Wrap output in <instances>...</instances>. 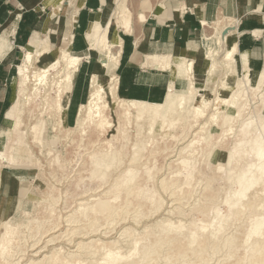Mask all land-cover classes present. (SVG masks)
<instances>
[{
    "label": "bare ground",
    "instance_id": "6f19581e",
    "mask_svg": "<svg viewBox=\"0 0 264 264\" xmlns=\"http://www.w3.org/2000/svg\"><path fill=\"white\" fill-rule=\"evenodd\" d=\"M65 1L67 0H30L28 3V5L36 8L40 5L42 7L53 8L51 13H47L42 18L44 20L46 36L41 38L38 33H34L30 42L23 46L24 54L21 63L17 66L16 76L21 86L25 87L32 80L33 68L35 66L38 68L39 71L33 80L28 99L29 103L31 101L34 102L35 109L41 106L43 110L39 114L41 121H38V123L40 124L36 123L28 131L23 130L21 128L23 112L20 107V96L17 93L14 95L12 107L8 110L4 123L0 125V169L2 170V167L9 165L16 166L17 169L38 167L40 170H43L44 164L41 160V157H43L50 167L55 170L54 176L57 181H60L66 174V172L59 173L58 170L66 171L69 167H72L74 171L72 179L79 178L78 186L76 187L77 183L73 185L75 190L72 196V198L80 197L78 198L79 201L74 198L71 199L70 207L73 204H76V207L66 214L64 220L67 222L68 227L66 230L68 241L73 243L76 241V238L79 239L77 243L78 248L74 252L63 253V247H60V245L58 247L55 246L51 253H48L49 255L45 254L39 260H31L30 264H128L135 259L134 256L130 259L127 256H131L134 252L133 250L137 249L138 246L135 243H138L139 239H145L143 242H140L144 249H147L155 240L152 236L149 240L148 237L150 235L146 237L138 236L133 239L131 243L132 247L126 249L122 244L123 242L120 243L119 240L109 239L111 234L116 230V224L119 223L115 221H117V217L123 206L122 202L118 199L119 192H116L120 184L119 178L118 182L113 183L109 188L102 201L92 198V196L96 197L95 192L108 180L106 179V172L115 167L114 163L118 161L115 147L111 142L112 137L116 134L109 136L110 138L106 142L110 147H106L105 149L104 147L102 148L104 143L102 137L108 134L111 128L115 127L118 133L123 134L124 144L127 142L128 136L124 127H129V123H123L124 127L120 128L119 124L121 122L119 120L122 116L129 121L132 116L136 117L139 127L138 139H142V141L145 140V135L155 132L156 129H158L159 135L166 136L173 128L179 127L183 122H187L190 127L195 126L200 118L208 116L207 111L215 105L213 109H217V111L221 107L228 108L230 106V108L222 114H219L220 111L213 112L209 117L210 122L207 120L202 125L199 123L200 131L194 133L191 145L197 139L203 142V144H209L215 134H221L222 131L231 133L234 128L228 126L233 123L231 121L232 117L235 113L243 111L244 109L242 108L244 107L247 110V102L241 99L243 95L240 91L238 92V89H231L230 82H224L222 90L219 91L213 104H211L208 97V86L218 71L217 57L219 53L223 55L228 67L231 68L233 66L234 58L239 53L236 42L238 38L236 39L234 36V30L239 20L232 17L220 16L213 22L202 21L205 29H211V32L205 33L203 37V40L208 44L205 66L201 72L196 73L193 64L198 48L196 46L185 49L182 56V66L184 76L188 81L186 89L173 91V86H171L162 102L147 103L127 99L131 103L124 107V105L120 106L122 101L117 102L116 89H118V76L116 71L122 55V36L119 32L130 33L134 25V14L129 4L130 0H102L103 9H101L100 13L94 14L89 21L85 32L88 48L82 52L71 50L70 44L74 37V31L72 33L70 30L72 24L76 22V15L83 5V0H68L72 7V11L69 12L67 17L66 27H68V33H63L65 30L60 27L59 23V10ZM186 9L187 6L183 3L182 12ZM139 15L141 19L145 17L143 12L139 13ZM14 31L15 29L13 28L12 32L14 33ZM54 32L57 34L58 44L62 46L59 52L54 51L51 46L50 33ZM1 38L5 43L0 45V58L2 59L9 56L12 47L5 35H1ZM64 44L65 47H63ZM89 58H95L97 63L91 76L88 98L79 107L75 125H70L67 122L66 116L75 87V81L82 61ZM36 63L39 65H36ZM240 63L244 69L250 70L247 52L241 53ZM230 68L229 70H231ZM230 73L232 74L233 71ZM259 77H261L259 81L263 83L264 71L259 73ZM252 88L254 93L257 91H261V93L258 96L259 101L254 106H249L247 113H250V115L243 120L242 140H234L236 142L234 143V147L238 149V152L234 154V151L231 150L227 163L224 162V159L228 156V150L221 152L224 168H228L227 164L232 165L234 163L233 158L244 160V165L240 170L241 173L238 179L242 181L240 184L242 183L246 188L243 192V199L240 200L241 207H237L239 209L244 207L246 213L244 214L242 210L241 214L238 215L239 219H243L244 221L229 243L228 264H264V89L261 90L257 81H254ZM240 94L241 96H239ZM190 113L194 114L193 119L190 118ZM255 114H257V117ZM116 115L118 116L117 118L114 117ZM221 115L222 119L219 118ZM33 117L34 114L31 115L32 119ZM53 119L61 122L59 126H51V132L53 130L58 132L59 137L57 139L67 145L68 156L64 159H59L53 153L51 141H45V137H43L45 122H50V120L53 122ZM187 135L188 133L183 138ZM52 138L55 140L56 136L53 135ZM102 140V145H100V141ZM32 146L37 147V154L32 149ZM91 148L94 149L90 151ZM172 151L173 149L170 152ZM184 153V149L179 151L180 156ZM196 153L197 149H192L191 155H195ZM79 160L81 162L78 165ZM176 161L179 163L176 164ZM176 161L173 160L170 163L171 168L176 167L172 173L185 175L194 169L190 157L188 158L184 155L181 160L178 159ZM258 169H260V172L258 177H256L255 174L258 172ZM240 171H238V174ZM135 176L127 170L125 184L129 185V183H132ZM9 178L10 176L7 175L5 179L4 175L5 183L1 185L2 180L0 176V205L2 196H6L7 205L16 203L17 208L21 206L24 200L35 201L38 196L41 197L39 200L44 202L46 206L50 204L49 208H42L41 216L29 220L25 225L28 236L32 239L31 246H36L37 248L42 235L49 232L52 228L59 227L61 224V217L57 214V210L52 204L58 202V188L46 181L41 182V185L47 186V190L42 187L43 185L32 187L27 183L23 185L24 188L21 190L19 196L15 198L13 196L14 193L9 187ZM168 178L166 177L163 180H167ZM93 182L99 183L97 187L92 186ZM191 185L193 186V184ZM43 189L45 192H43ZM236 190L239 191V188L237 187ZM178 191L180 194H184L185 191H189V188L183 186L182 188L172 190V194H176ZM153 196V210L156 213L161 210L164 201L160 194H154ZM235 197L233 196V203L237 204ZM89 200L94 201L89 203ZM132 200H129L125 207L131 206L129 203L132 204ZM103 211L105 213L101 214ZM145 215L147 214L143 216ZM108 217H112V222L107 225L103 219ZM7 218L8 211L5 209L3 214H0V231H2L0 232V243L2 242L1 238H4L5 242L9 244V252L6 250V253L12 256L13 254L10 251L13 250L15 245H21L20 241L15 238L21 234H25L23 233L24 231L20 230L24 226V223L17 224L13 229L12 224L8 220L7 226L3 228ZM127 219V216L122 218L124 221ZM38 225L42 229L37 231ZM221 228H223V223L216 229L220 231ZM128 230L129 228L126 231L130 233ZM198 231L191 232V239L188 240L193 244L191 248H184L180 252L172 250L167 253L166 258L168 261L170 260V263L176 262L178 259L185 260V258L197 255L200 252L198 249L205 242L203 243L204 238H199ZM59 237L60 235L52 236L47 243L54 242ZM89 237L91 239L86 242L85 239ZM6 253L3 255L4 260L8 258ZM158 257L159 253H156V255L150 254L145 264H156ZM170 263L167 262V264ZM194 263L195 261L190 260L182 264Z\"/></svg>",
    "mask_w": 264,
    "mask_h": 264
},
{
    "label": "rangeland",
    "instance_id": "374dc122",
    "mask_svg": "<svg viewBox=\"0 0 264 264\" xmlns=\"http://www.w3.org/2000/svg\"><path fill=\"white\" fill-rule=\"evenodd\" d=\"M156 1L157 0H130L129 4L134 14L133 23L135 21L141 22V20L145 19V17L143 19H141L140 16L138 17L139 13L143 12L145 16V12L150 13V11L156 9V6L154 4V2ZM260 4V10L264 12V0L260 1ZM37 10L39 17L31 27V33H38L39 37L44 38L46 36V29L44 20L42 18H44L47 13H51L53 11V8L37 7ZM71 11V4L67 0L63 3L59 10V23L61 28H66V18ZM210 32L211 29L202 28L201 30L199 39L200 42L197 45L198 49H202L200 53L201 60H203L204 57L206 60V54L208 51V44L205 40H203V37L205 33L208 34ZM121 33L122 31L119 32L120 35ZM50 37L53 50L59 52L62 46L58 44L57 34L55 32L50 33ZM30 40L31 39L29 37L28 42H30ZM10 45L12 47V50L8 57H10L13 52V44L10 43ZM63 47H65V44L63 45ZM16 49L19 50V54L17 55L18 58H15L12 61L13 70L11 73L12 75H15L12 81V99L14 98V95H16V93L19 94L20 107L23 112V119H21V128L28 131V129L30 130V128L36 123L40 124L38 123V121H41V119L39 118V114H41L43 110L41 106L35 109L34 102L31 101V103H29L28 99L31 86L33 85V80L35 79L39 70L35 66L32 70V80L30 81L29 85L22 87L19 83V80L17 81L16 76L17 66L22 61L24 49L23 47L22 49ZM217 58L219 68L213 78V81L208 86V97L211 104H213L216 96L219 94V91L222 90L224 85L223 83L230 82L232 90L238 89V92H241V94L243 95L241 99L247 102L248 109L249 106H254L259 101L258 96L260 95L261 91H257L256 93H254L252 91V84L254 83V81H257L261 90L264 89V81L263 83L259 81L261 77H259V75H257L252 70L244 69L241 66L240 57L238 54H236L232 64L233 66L231 68L228 67L227 62L224 60L221 53H219V56ZM84 61H86V65L84 68L85 72L82 77V84L79 90V96L83 97L86 102L91 83V73H93L94 71V66L97 63V60L89 58L83 60L82 63ZM36 65L39 64L36 63ZM204 66L205 62L203 67L197 73L201 72ZM229 68L231 70H229ZM231 71H233L232 74L230 73ZM116 94L118 100L117 102L122 101L120 106L124 105V107H126L127 104L131 103L119 94L118 89H116ZM241 94L239 96H241ZM75 107L72 108V110L70 109V113L72 116L70 125H75V122L77 120L79 109L77 111L75 110ZM213 108L210 107V109L207 111L208 116L200 118L199 122L193 127H190L187 122H183L179 125V127L173 128L171 132H169L166 136L159 135V131L158 129H156L155 132L145 135L144 141H142V139H138L139 127L137 125L136 117L132 116L131 120L129 121L127 118L125 119L122 116L119 120L121 122L119 124L120 128L124 127L123 123H129V127H124V129L127 131V142L124 144L123 134L118 133L115 127L111 128L109 133L102 137L104 143L102 145V140L100 141V145H102V148L104 147L105 149L106 147H110V145L106 142L110 138L109 136H111L112 134H116L114 135V137H112L111 142L115 147L118 161L114 163L116 165L115 167L106 172V179L108 180L104 185L101 186L100 189L95 192L96 197L92 196V198L97 199V201H102L109 188L113 185V183L118 182L119 178L120 184L118 185L119 188L116 192H119L118 199L122 202L123 206L120 214L117 217V221H115L119 223L116 224V230L111 234L109 239L111 238L112 240H119L120 243L123 242L122 244L126 249H130L132 247L131 243L133 239L138 236L146 237L147 235H150L148 239L150 240L152 236L155 240L154 243L150 244L147 249H144L142 248L140 242H143L145 239H139L138 243H135V245L138 246L137 249L133 250L134 252L131 254V256H127L128 259L132 258L133 256L135 259L133 261H130V263L128 264H145L148 256L150 254L156 255V253H159L156 264H167V262L170 263V260L168 261V259L166 258L167 253L172 250L180 252L184 248H191L193 244H191L192 242H189L188 240L191 239V232L195 230H199V238H204L203 243L205 242L200 246V249H198L200 250V252L198 251L199 253H197V255L185 258V260L178 259L176 262H172L170 264H182L184 262H189L190 260L195 261L194 264H197L198 262V264H228V253L230 251L229 243L231 241V238L235 235L236 231L239 230V227L243 224L242 222L244 221L243 219H239L238 215L241 214L240 212L242 210L244 214L246 213L244 207L242 209L237 208L238 206L241 207L240 200L243 199V192L246 190V188L245 185H243L242 183L240 184V182L242 181L238 179L241 173L240 170L244 165V160L233 158L232 160H234V163L232 165L227 164L228 168H224L222 165L223 159L221 158V152H224V150H228V156L226 159H224L225 163H227L231 150L234 151V154L238 152V149L234 147V143H236L234 142V140H242V129H244L242 123L243 120L250 115V113H247L248 109L245 110L244 107L242 108L244 109L243 111H239L238 113L234 114L231 120L233 123L228 126L234 128L231 133H225L222 131L221 134H215L213 140L209 144H203V142L197 139L196 142L191 145L194 133L200 131L199 123H201L202 125L203 122L207 120H209L210 122L209 117L213 112L220 111L219 114H222L223 112H226L228 108H230V106L228 108L221 107L218 111L217 109L215 110ZM33 114L34 117L32 119L31 115ZM193 115V113H190L191 119H193ZM255 116L257 117V114H255ZM114 117L117 118L118 116L116 115ZM219 118L222 119V115ZM60 124L61 122L57 120L55 121V119H53V122L51 120L50 122H45L43 128V137H45V141H51L50 144L52 146L53 153L58 156L59 159H64L68 156L66 148L67 145L57 139L59 137L58 132L54 130L51 132V126H59ZM186 133H188V135L183 138ZM53 135L56 136L55 140L52 138ZM179 138L181 139L179 140ZM194 148L197 149V153L195 155H191V151ZM32 149L36 154L38 153L37 147L32 146ZM92 149L94 148H91L90 151H92ZM169 149L170 151L173 149V151L170 152ZM181 149H184L185 153L180 156L179 151ZM167 153H169V155H167ZM184 155L192 159L194 169L187 172L188 174L185 175L172 173L176 169V167L174 166L173 168H171V161H176L178 159L181 160ZM41 160L44 164L43 170H40V168L38 167H31L30 169L11 170L13 178L15 179L13 183L15 185V192L13 196H15V198L19 196L22 190L23 183H28L32 187L41 185V182L43 181H46L49 184H54L58 188L59 198L57 203L52 204L55 206L57 214H59L61 217V224L59 227L52 228L49 232L43 234L40 242L37 244V248L36 246L32 247V239L28 236V231L25 228V225L29 222V220L41 216L42 208L46 207L47 209L50 207V204L46 206L44 202L39 200L41 197L38 196L37 200L35 201L24 200L21 203V206L17 208L16 203L7 205L6 196H2L0 214H3L6 209L8 211L9 218H7V220L5 221L3 228L7 226L8 220L12 224L13 229L17 224L24 223V226H22L20 230L24 231L23 233L25 234H21L20 236L15 238L16 240L20 241L21 245H15L13 250L10 251V253L13 254L12 256L9 253H6V250L7 252H9V244L5 242L4 238H1L2 242L0 243V264H30L31 260L42 259L45 254H50L52 249L55 246L58 247L59 245L60 247L64 248L63 253L74 252L78 248L77 243L79 239L75 237L76 241L73 243H70L68 241V236H66V230L68 227L67 222L64 220L66 214L70 213V211H72L76 207V204H73L70 207L71 199L74 198L75 200L79 201L78 198L80 197L72 198L74 194L73 191L75 190L73 188V185L74 183H77L76 187L78 186L79 178H74L75 181L74 179H72L74 171L72 170V167H69L66 171L60 169L58 170L59 173L66 172V174L60 181H57L54 176L55 170L50 167L45 158L41 157ZM80 162L81 160L78 161V165L80 164ZM175 163L178 164L179 162L176 161ZM127 170H129L133 176L136 175L132 180V183H129V185L125 184V176ZM6 171H8V169H6ZM238 171H240L239 174ZM89 172L91 171L89 170ZM259 172L260 169H258V172H256V177H258ZM14 175L19 176V179H17ZM166 177L169 178L167 180H163ZM115 179L117 180L115 181ZM98 184V182H93L92 186L97 187ZM191 184H193V186ZM183 186H187V188H189V191H185L184 194H180L179 191L176 194H172V190L182 188ZM42 187H44L45 190H47L48 188L45 185H43ZM237 187L239 188V191L236 190ZM44 189L43 192H45ZM206 190L209 191L207 192ZM154 194H160L164 201L161 210L156 213H154L153 210ZM233 196H236L235 201L237 204L233 203ZM129 200L133 201L132 204L129 203V205L131 206L125 207ZM92 201L89 200V203H92ZM104 213L105 211H103V213L101 214ZM144 214L147 215L143 216ZM105 216L107 217V215ZM125 216L128 217L126 221L122 220V218ZM111 218L112 217H108L103 220L108 225V223L112 222ZM222 223L223 228L218 231L216 228ZM128 228V231L130 233L126 231ZM36 229L38 231L42 228H40L38 225V228ZM162 229H164V231H162ZM56 235H60L58 240L47 243V241L52 236ZM134 235L136 236L134 237ZM90 239L91 237L86 238L85 241L87 242ZM21 248H23V251L21 250ZM5 253L8 256L7 260L3 259V255H5Z\"/></svg>",
    "mask_w": 264,
    "mask_h": 264
},
{
    "label": "crops",
    "instance_id": "0c3cea01",
    "mask_svg": "<svg viewBox=\"0 0 264 264\" xmlns=\"http://www.w3.org/2000/svg\"><path fill=\"white\" fill-rule=\"evenodd\" d=\"M29 1L0 0V42L4 43L1 35H5L9 43L13 44L11 56L0 58V125L4 123L13 100L12 81L15 75L11 72L12 61L19 54L16 48L22 49L29 37H33L31 27L39 17L37 8L28 5ZM260 1L262 0H157L154 2L156 9L150 13L145 12V19L141 22L135 21L130 33H121L122 55L116 71L119 94L130 100L159 103L165 99L171 86L173 91L186 89L188 81L182 66L184 51L199 44L201 30L204 28L203 20L213 22L220 16L239 20L234 30V36L238 38V55L240 57L242 52H247L250 70L259 75L264 71V12L260 10ZM183 3L187 6L184 12ZM101 9L102 0H83L76 22L70 30L72 33L74 31L70 44L72 51L82 52L88 48L85 32L92 16L100 13ZM65 25L67 26V18ZM11 28L15 29L14 33ZM67 28H64V33H68ZM201 51L202 49H197L195 54L193 65L196 73L205 62V57L201 60ZM85 63L86 61L80 67L70 99L66 116L68 124L72 118L70 109L76 106L75 110L78 111L81 104L85 103V99L79 96ZM14 169L17 167L9 165L0 169L1 185H4L6 176L9 175V187L13 193L15 179L11 170ZM14 176L19 179V176ZM24 184L26 183L22 185Z\"/></svg>",
    "mask_w": 264,
    "mask_h": 264
}]
</instances>
